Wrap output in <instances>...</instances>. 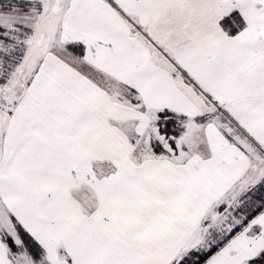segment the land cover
Wrapping results in <instances>:
<instances>
[{
    "label": "snow or ice",
    "instance_id": "6c2138e0",
    "mask_svg": "<svg viewBox=\"0 0 264 264\" xmlns=\"http://www.w3.org/2000/svg\"><path fill=\"white\" fill-rule=\"evenodd\" d=\"M0 264H264V0H0Z\"/></svg>",
    "mask_w": 264,
    "mask_h": 264
}]
</instances>
